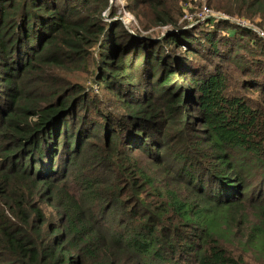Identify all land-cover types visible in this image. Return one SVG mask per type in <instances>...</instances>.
<instances>
[{"label":"trees","instance_id":"1","mask_svg":"<svg viewBox=\"0 0 264 264\" xmlns=\"http://www.w3.org/2000/svg\"><path fill=\"white\" fill-rule=\"evenodd\" d=\"M179 1L0 0V264H264V0Z\"/></svg>","mask_w":264,"mask_h":264},{"label":"rangeland","instance_id":"2","mask_svg":"<svg viewBox=\"0 0 264 264\" xmlns=\"http://www.w3.org/2000/svg\"><path fill=\"white\" fill-rule=\"evenodd\" d=\"M125 0H110V4L111 6L109 7V9L104 10L102 13L104 14L105 18L107 19V15L111 13V11L113 12V8L115 9V14L116 17H120L121 20L123 21V23L127 26V28L129 30L132 31L133 27H138V21L137 18L135 17V15L127 10V8L124 6ZM179 5L183 11V13H187L191 15L192 20L194 21L195 18H199V10L201 9V7L203 5H206V0H180L179 1ZM213 9V7H212ZM214 11L216 9H213ZM218 12V11H216ZM219 13H223V12H219ZM227 18H230V16L224 14ZM208 17V16H206ZM205 18V17H203ZM200 20L202 18H199ZM230 19L239 22L241 24L247 25L249 27H251L252 29H254L256 31V29L259 28V25H257L255 22L250 21L249 19H245V18H238V17H231ZM186 21H189L187 19H184ZM167 26H161L158 30L164 32ZM141 33H145L144 31L140 30Z\"/></svg>","mask_w":264,"mask_h":264},{"label":"built area","instance_id":"3","mask_svg":"<svg viewBox=\"0 0 264 264\" xmlns=\"http://www.w3.org/2000/svg\"><path fill=\"white\" fill-rule=\"evenodd\" d=\"M198 13H199V18H203L206 16H208V17H210V16L211 17H226L224 15V13H219V11L216 12V10L214 11L212 8L208 7L207 5H203ZM181 19H187L190 22H193L191 15L187 14L185 12L183 13ZM256 31L260 36L264 37V31L260 27L258 29H256Z\"/></svg>","mask_w":264,"mask_h":264}]
</instances>
